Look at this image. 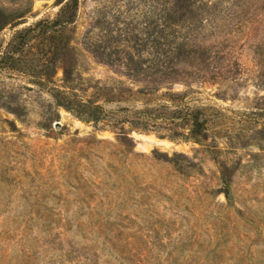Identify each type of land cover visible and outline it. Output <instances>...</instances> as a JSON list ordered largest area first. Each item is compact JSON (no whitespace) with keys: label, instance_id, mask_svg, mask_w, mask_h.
<instances>
[{"label":"rangeland","instance_id":"374dc122","mask_svg":"<svg viewBox=\"0 0 264 264\" xmlns=\"http://www.w3.org/2000/svg\"><path fill=\"white\" fill-rule=\"evenodd\" d=\"M55 2L35 0L26 24L3 30L0 57L15 30L53 19ZM112 5L118 28L143 13L125 12V1L80 0L76 80L55 77L105 108L144 100L78 45L94 14ZM242 9L244 28L229 36L237 85L187 98L208 120L203 146L136 132L117 141L59 109L48 89L0 70V264H264V87H256L264 86V0H244ZM230 26L220 19L215 28ZM153 151L188 161H157Z\"/></svg>","mask_w":264,"mask_h":264},{"label":"trees","instance_id":"16d2710c","mask_svg":"<svg viewBox=\"0 0 264 264\" xmlns=\"http://www.w3.org/2000/svg\"><path fill=\"white\" fill-rule=\"evenodd\" d=\"M34 1L10 0L18 8L0 7V33L26 24L24 18L32 12ZM121 1H125V12L142 6L143 13L118 28L121 13H112L113 5L103 8L90 19L78 45L95 62L138 86L136 94L144 100L118 99L107 102L116 104L115 108H105L82 98L74 88L56 86L58 71L63 72L62 82L76 80L80 0H56L59 9L53 19L15 30L0 57V70L22 74L33 85L48 89L59 109L99 132L111 131L117 141L127 138L132 142L129 137L136 132L203 146L208 140V120L187 98L205 86L232 89L237 85L240 66L229 52V36L244 28V0ZM220 19L231 21L226 34L216 31ZM178 87L183 90L175 92ZM136 104L140 106L134 107ZM152 156L174 165L179 160L188 161L186 155L178 153L169 157L153 151ZM222 184L221 193L227 198L229 181L224 179Z\"/></svg>","mask_w":264,"mask_h":264},{"label":"water","instance_id":"95a60500","mask_svg":"<svg viewBox=\"0 0 264 264\" xmlns=\"http://www.w3.org/2000/svg\"><path fill=\"white\" fill-rule=\"evenodd\" d=\"M55 126H56V128H59L60 124L57 123V124H55Z\"/></svg>","mask_w":264,"mask_h":264}]
</instances>
